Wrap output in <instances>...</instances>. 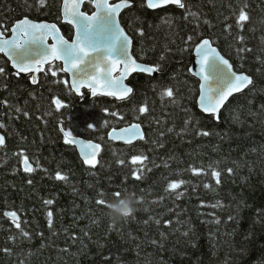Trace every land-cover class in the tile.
Here are the masks:
<instances>
[{
	"label": "trees",
	"instance_id": "1",
	"mask_svg": "<svg viewBox=\"0 0 264 264\" xmlns=\"http://www.w3.org/2000/svg\"><path fill=\"white\" fill-rule=\"evenodd\" d=\"M187 2L200 13L199 28L191 18H182L183 10L170 6L152 11L146 0L143 6L141 0H135L133 7L122 14L121 22L134 40V56L140 62L159 63L163 68L157 77L134 75L128 82L134 92L124 101L92 97L89 91L78 97L69 84L63 83L69 77L62 72L57 77L49 73L47 79L42 73L39 85H33L31 75H15L9 61L0 55V66H5L9 74L0 77V100L7 99L9 104L30 113L29 118L17 116L14 110L0 105V119L7 124V129L1 130L6 137L7 160L0 150V264H264V114H250L264 104V0ZM243 3L249 5L246 11L251 20L243 22L242 33L234 27L226 36L225 24H235L232 10L238 12ZM27 4L32 7H27L25 0H0V23L5 26L1 28L5 35H10L15 22L29 18L57 23L64 36L72 39L73 28L62 23V0H47L43 8L36 6V0H27ZM93 10L87 0L84 11ZM165 16L173 18L171 28L162 21ZM203 19L210 23L204 24ZM140 27L146 33L143 38L136 31ZM238 34L245 37L252 52L237 55L234 37ZM188 35L194 39L185 44ZM200 37H211L235 70L255 81V89L234 97L219 121L200 111L199 80L189 71ZM161 55L165 57L162 61ZM57 79L61 83H52ZM169 87L179 90L175 92L179 106L169 103L167 96L161 98ZM53 98L67 107L57 111ZM145 101L150 112H134ZM45 112L52 115L46 116ZM186 118L192 120L189 130L177 135ZM60 121L75 137L101 145L95 168L83 163L74 145L64 143ZM133 123L143 126L147 143L126 145L109 139L113 129ZM89 124L95 125V130L88 129ZM169 128L173 129L170 133ZM198 129L211 135H197ZM153 141H162L164 147ZM21 149L33 167L39 161L47 172L37 169L30 176L24 173L18 158L12 156ZM141 154L149 157L145 163L151 171L145 169L141 179L136 180L132 173L140 168V162L133 164L131 158ZM118 159L125 163L117 164ZM210 166L221 171L219 185L211 176ZM193 168L204 171L193 173ZM227 168L233 169L232 175ZM57 170L68 175L67 183L55 180ZM179 180L187 183L176 190L184 195L175 199L165 188ZM117 191L134 194L138 202L128 218L112 223L106 215L107 206L96 201L109 203L117 199L113 196ZM46 199L54 203L45 205ZM217 202L219 206L210 207ZM6 211L17 213L30 239L20 235L11 219L4 216ZM47 211L53 212L51 230ZM149 216L154 219L149 220ZM155 219L171 220L172 226H158ZM217 219L219 224L215 223ZM173 226L178 230L174 231ZM185 231L188 236L183 235ZM160 232L166 234L163 241ZM152 239L163 247L152 245ZM4 248L11 249L12 254L6 255ZM64 248L67 253L61 251Z\"/></svg>",
	"mask_w": 264,
	"mask_h": 264
},
{
	"label": "snow or ice",
	"instance_id": "2",
	"mask_svg": "<svg viewBox=\"0 0 264 264\" xmlns=\"http://www.w3.org/2000/svg\"><path fill=\"white\" fill-rule=\"evenodd\" d=\"M84 0H71V7H69L70 0H64L63 6V19L75 28V38L71 42L65 39L63 36L59 35V29L55 24L47 23H35L27 18L17 21L11 26V39L4 38V31H0V53H3L7 57V60L11 62L12 68L15 70V75L19 76L21 73H29L31 75V83L33 85H39L40 78H38L35 73H43V79L48 78V74L51 77H57L58 72L69 74L71 76L70 91L75 92L80 95V90L82 88H88L93 97L97 95L112 96L117 100H125L130 97L133 93V88L126 86L123 81L130 74L134 72L146 73L152 76L153 73H158L163 70L162 65L159 63L153 65H146L143 63H138L136 59L129 54V49L133 45V40L126 34V31L121 27V21L117 19L123 9H131L135 0H120L119 3L109 4V0H90L92 7L95 9L91 15L86 12L80 11V5ZM145 0H141V6H143ZM210 3L213 0H209ZM27 7H32V5L27 4ZM47 0H36V6L38 8L45 7ZM174 5L176 8L183 10V19L188 21L189 18L196 23V27L199 28V21L201 19L200 13L192 10V6L189 5L187 0H146V6L148 9H163L166 6ZM231 7V5H229ZM249 7L247 3H243L238 12L233 9L232 15L235 17V24H225L224 33L226 36L231 35V30L235 27L242 33L244 30L245 21H250V14L246 11ZM228 17H225L227 21ZM172 17L165 16L162 18L163 23L167 24L170 28L172 26ZM204 24H209L210 21L203 19ZM0 28H5V26L0 23ZM139 36L143 38L146 33L143 28L140 27L136 29ZM51 36L55 41L50 48L44 46L45 40ZM194 37L188 35L185 44L192 42ZM234 39L237 41L236 52L239 56L241 53H250L253 51L252 48L247 47L245 42V37L243 35H236ZM175 41H173L174 43ZM196 55L200 58V83H199V99L198 104L200 110L203 113L208 114L212 119H220V110L224 108L225 103L228 101L229 97L233 96L234 93H242L245 89L253 91L255 89V81L253 77L244 73H238L233 70V65L226 59L218 50L217 47L213 46L211 37L203 38L200 37L198 42L194 46ZM167 50V49H166ZM187 50V49H182ZM163 55L160 56V60H164ZM259 60L260 58L257 57ZM55 61H62V66L55 64ZM122 64L123 70L119 78L113 79L112 72L117 69V66ZM45 65L48 68L45 69ZM260 71V69H257ZM5 66H0V77L6 78L8 76ZM52 83L59 84L60 80H52ZM65 85L69 84L68 80H64ZM251 86V87H250ZM178 89L173 90L171 87L165 89L161 94V98L164 96L170 98L169 103L172 105L179 106V98L175 96V92ZM33 95V93H30ZM52 103L55 105L57 111L62 108L67 107L66 103H63L58 98H53ZM251 104V101H249ZM0 105L14 110L17 116L22 115L25 118L30 117V113L26 109H22L18 106L9 104L7 99L0 100ZM39 108V105H37ZM107 111V110H106ZM186 111V109H185ZM134 112L138 114L149 113L150 108L147 102L138 109H134ZM253 116L257 114H264V104H261L260 108L255 112L250 113ZM44 115L51 116V112H45ZM113 116L117 114L112 113ZM9 118L11 114L9 113ZM39 118V117H38ZM122 118V117H121ZM139 119V115L136 117ZM45 123H47L45 121ZM107 123V121H105ZM192 123L191 118H186L184 120V126L180 129L177 135L186 133ZM199 123V121H197ZM59 131L63 134L64 143L66 145H74L79 147L80 154L85 165L95 168L99 161L97 157L101 151V145L99 143H93L91 141L85 142L84 140H78L71 130L66 129L63 126V122H59ZM95 125L89 124L88 129L95 130ZM7 124L0 121V130H6ZM173 129H167V132H172ZM197 135L208 137L211 133L204 129H198ZM161 136L165 133H161ZM109 139L112 140H122L126 145H132L134 141L140 140L147 143L145 139V133L142 130L140 123H133L127 128H123L117 133L116 129L108 134ZM21 139H26V137H21ZM103 140V137L100 138ZM6 137L4 134H0V150L5 152V162L7 160V150L5 144ZM158 147L163 148L164 144L162 141H153ZM115 155V153H114ZM13 157L18 158L20 164L22 165L23 172L29 176L36 172L37 169L47 172V169L41 168L39 161H36V167L30 163V159L25 155V150L21 149L19 152L12 153ZM140 162V168L134 170L132 175L136 180L141 179V173L145 169L151 171L148 167L147 161L149 157L147 155L141 154L136 155L131 158V163L136 164ZM125 161L123 159H118L117 164L123 165ZM165 167L167 164L165 163ZM211 169V176L215 178L216 184L219 185L221 181V171L216 168ZM193 173L203 172L204 169H192ZM229 175L233 174L232 168L226 169ZM55 180L68 182V175L63 174L61 171L57 170L55 173ZM27 183L32 184V180L28 179ZM187 183L184 180L170 182L165 188V192L168 195L174 196L175 199H180L184 195L183 191H176L181 188V185ZM205 188L209 185L205 184ZM121 192L117 191L113 193L117 199L121 197ZM103 196V192L100 193ZM161 200L163 197L160 198ZM158 202V201H154ZM45 205H52L54 201L52 199H46L43 201ZM97 204H104L108 206V203L103 199H97ZM203 202L201 207H203ZM219 206V202L210 205L212 208ZM147 211V209H145ZM48 217V227L51 230L53 227V212L47 211ZM131 215V214H127ZM4 216L11 219L15 227L20 231V235L30 239L31 235L29 232L21 228L19 221V216L15 211H6ZM154 218L149 216V220ZM229 220L232 219L231 216L228 217ZM145 224L148 221H144ZM154 223L156 225L172 226V221H161L160 219H155ZM215 223L219 224L220 220H216ZM173 230L176 229L173 226ZM43 236V233H40ZM87 235V233H85ZM184 236H188L189 232L185 231ZM161 241L166 239V234L160 232ZM9 239H14V237H9ZM73 240L76 239L75 236L72 237ZM151 244L159 247H163L161 242L152 239ZM2 251L6 255H11V249L4 248ZM62 252L67 253L68 249H61Z\"/></svg>",
	"mask_w": 264,
	"mask_h": 264
},
{
	"label": "water",
	"instance_id": "3",
	"mask_svg": "<svg viewBox=\"0 0 264 264\" xmlns=\"http://www.w3.org/2000/svg\"><path fill=\"white\" fill-rule=\"evenodd\" d=\"M86 1H87V0H84V2L80 5V9H79L80 11L85 12V11H84V5H85ZM119 2H120V0H109V4H116V3H119ZM63 6H64V0H62V5H61L62 23L67 24V25H70V26L73 28V26H72L71 24H69L67 21H65V20L63 19ZM170 6H174V5H169V6H166L165 8L170 7ZM69 7H71V0H70V3H69ZM165 8H163V9H165ZM126 10H127V9H123V10L121 11V13H120V16H119L117 19H119V20L121 21V16H122V14L124 13V11H126ZM150 10H152V11H158V10H162V9H150ZM94 11H95V9L93 10V12H94ZM86 13L89 14V15L92 14V13H88V12H86ZM27 19H29V18H27ZM29 20H31V21H33V22H35V23L55 24V25L57 26V28L59 29V35L63 36L65 39H67V38L64 36V34H63V32H62V30H61L59 24H57V23H52V22H48V21H34V20H32V19H29ZM15 23H16V22H15ZM121 27H123V28L125 29V27L123 26L122 22H121ZM73 30H74V36H73L72 39L75 38V28H73ZM0 31H2L1 28H0ZM125 31H126V34H127L132 40H133V38H132L131 35L128 33V31H127L126 29H125ZM4 38H5V39H11V32H10V35H9V36H7V35L4 34ZM67 40H69V39H67ZM69 41L71 42V40H69ZM54 43H55V41L53 40V38H52L51 36H49V37L45 40V44H44V46L47 47V48H50L51 45L54 44ZM213 46H215V45L213 44ZM215 47H216V46H215ZM133 49H134V40H133V45H132L131 48L129 49V54L133 57V59H136L138 63H143V62L138 61V59L134 56ZM217 50L222 54V52L219 50L218 47H217ZM0 55H3V56H4L3 53H0ZM222 55H223V54H222ZM223 56H224V55H223ZM4 57L7 59L6 56H4ZM224 57H225V56H224ZM225 58H226V57H225ZM226 59H228V58H226ZM199 60H200V58L196 55V52H195V49H194L193 57H192V62H191V65H190L189 71H190V73H191L192 76H194L196 79L199 80V83H200V76H199V72H200V64H199ZM228 60H229V59H228ZM9 62H10V61H9ZM229 62L231 63L230 60H229ZM54 63H60V64H62V61H55ZM143 64H146V63H143ZM231 64H232V63H231ZM10 65H11V62H10ZM146 65H149V64H146ZM232 65H233V64H232ZM11 67H12V66H11ZM44 67H45V69H46V68L48 67V65H45ZM122 70H123V65H122V64L118 65V66H117V69L114 70V71L112 72V78H113V79H117V78H119V76H120ZM233 70L236 71L235 68H234V66H233ZM236 72H237V71H236ZM238 73H240V72H238ZM40 74H41V73H35V75H36L38 78H39V75H40ZM137 74H143V75L149 76V75L146 74V73H140V72L130 73V74L124 79L123 83H124L126 86L132 87L128 82L130 81V79H131L134 75H137ZM244 74H247V73H244ZM21 75H33V74H29V73H21ZM67 75H68V77H69V85H71V76H70L69 74H67ZM158 75H159V72H158V73H153L152 76H150V77H157ZM247 75H248V74H247ZM250 87H251V86H250ZM132 88H133V87H132ZM246 90H247V89H245L242 93H244ZM84 91H89V92H90V90H89L88 88L85 87V88H82V89L80 90V92H81L80 95H77L75 92H74V93H75L78 97H82L83 94H84ZM133 92H134V89H133ZM242 93H234L233 96L229 97L228 101L225 103L224 108H222V109L220 110V114H219V115L221 116L223 110L226 108V106L229 104V102H230L234 97H236V96H238V95H240V94H242ZM90 94H91V92H90ZM132 94H133V93H132ZM132 94H130V97L132 96ZM91 96H92V95H91ZM97 96L110 97V98H114V99H116L115 97H112V96H104V95H97ZM92 97H93V96H92ZM95 97H96V96H95ZM127 99H128V98H127ZM198 99H199V97H198ZM116 100H117V99H116ZM125 100H126V99H125ZM117 101H124V100H117ZM198 107H199V104H198ZM199 109H200V107H199ZM200 111H201V110H200ZM204 114H206V113H204ZM206 115H208V114H206ZM219 120H220V119H219ZM219 120H218V121H219ZM0 121H2V119H0ZM216 121H217V120H216ZM129 126H130V125H129ZM129 126H125V127H122V128H118V129H116V131H117V133H119V131H120L121 129H123V128H127V127H129ZM141 126H142V125H141ZM142 130H143V132L145 133L143 126H142ZM111 132H112V131H111ZM0 134H3L1 130H0ZM76 138H77L78 140H84L85 142H87V141H91V142H93V143H97V142H95V141L87 140V139L80 138V137H76ZM114 141L119 142V143H124L122 140H114ZM138 141H140V140H136V141H134L133 144L136 143V142H138ZM5 144H6V140H5ZM124 144H125V143H124ZM75 147L77 148L78 153H79V155H80V157H81L79 147H77V146H75ZM101 151H102V149H101ZM101 151H100V154H101ZM100 154H99V156H100ZM99 156L97 157V159L99 158ZM81 159H82V157H81ZM82 160H83V159H82Z\"/></svg>",
	"mask_w": 264,
	"mask_h": 264
},
{
	"label": "clouds",
	"instance_id": "4",
	"mask_svg": "<svg viewBox=\"0 0 264 264\" xmlns=\"http://www.w3.org/2000/svg\"><path fill=\"white\" fill-rule=\"evenodd\" d=\"M137 198L132 193H125L119 199L108 203L106 215L112 223L128 218L136 210Z\"/></svg>",
	"mask_w": 264,
	"mask_h": 264
},
{
	"label": "flooded vegetation",
	"instance_id": "5",
	"mask_svg": "<svg viewBox=\"0 0 264 264\" xmlns=\"http://www.w3.org/2000/svg\"><path fill=\"white\" fill-rule=\"evenodd\" d=\"M73 36H74V30H73ZM73 38V37H72ZM69 40H72V39H69ZM60 64V63H59ZM62 65V64H61ZM48 68V67H47ZM42 75V73L39 75V78L40 76Z\"/></svg>",
	"mask_w": 264,
	"mask_h": 264
},
{
	"label": "bare ground",
	"instance_id": "6",
	"mask_svg": "<svg viewBox=\"0 0 264 264\" xmlns=\"http://www.w3.org/2000/svg\"><path fill=\"white\" fill-rule=\"evenodd\" d=\"M10 63V62H9ZM97 97V96H96Z\"/></svg>",
	"mask_w": 264,
	"mask_h": 264
}]
</instances>
